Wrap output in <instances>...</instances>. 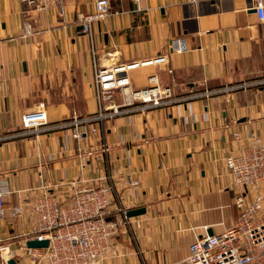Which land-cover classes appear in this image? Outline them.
<instances>
[{
    "label": "crops",
    "instance_id": "1",
    "mask_svg": "<svg viewBox=\"0 0 264 264\" xmlns=\"http://www.w3.org/2000/svg\"><path fill=\"white\" fill-rule=\"evenodd\" d=\"M108 1L111 14L93 26L101 64L112 63L107 53L114 54L112 65L166 57L165 63L130 70L131 89L146 88L155 77L187 96L264 77V19L253 9L256 0H140V12H133L132 0ZM95 2L64 0L61 14L51 4L37 10L0 0V137L19 133L22 114L40 102L50 124L96 113L90 39L77 25V15L94 11ZM173 40L181 41V52L169 48ZM105 127L107 164L98 151L96 159L79 156L95 150L99 137L77 142L68 130L0 143L6 205L23 208L14 221L9 214L0 218V243L18 250L22 234L34 228L31 205L44 193L41 187L66 201L70 183L83 187L107 175L127 211L145 213L131 218L130 232L120 227L116 256L102 264L185 260L197 237L220 235L237 218L234 203L242 189L224 159L238 147L233 131L241 138L264 135V89L121 116ZM19 253L14 264H31Z\"/></svg>",
    "mask_w": 264,
    "mask_h": 264
},
{
    "label": "built area",
    "instance_id": "2",
    "mask_svg": "<svg viewBox=\"0 0 264 264\" xmlns=\"http://www.w3.org/2000/svg\"><path fill=\"white\" fill-rule=\"evenodd\" d=\"M22 3L34 5L37 10H44L47 4L58 7L63 14L64 0H20ZM135 4L133 12H140V0H132ZM195 4L198 0H188ZM253 9L262 21L264 19V0H256ZM117 12H115L116 14ZM111 14L108 0H96L94 11L77 15L80 32L90 39L91 65L93 77L91 88L97 101V111L83 118H73L57 124H50L46 119L45 104L40 102L34 110L22 114L21 131L10 136L0 137V143L8 139L37 136L57 130H68L73 140L83 142L89 137H99L97 148L86 151L80 158L96 159L95 152L108 160V146L104 143L105 125L109 120L121 116L147 113L152 110L170 108L193 100H210L246 91L249 88L264 89V77L248 82L236 83L223 88L179 96L172 87L158 84L155 77L149 79V85L143 89H131L128 72L141 66L166 62L165 56L153 59L133 61L128 64L112 63L114 54L107 53L105 58L112 62L103 65L97 58L96 48L92 41L93 26L96 22ZM26 33L30 25L24 26ZM177 53L182 50L180 40L169 44ZM119 100V101H118ZM238 143L236 151L224 159L225 167L234 181L242 189L235 198L238 210L237 218L232 225L220 235H202L189 246V256L177 264H264V135L250 133L240 137L239 131L231 133ZM245 142V143H244ZM85 168V164H81ZM76 182V181H75ZM70 183V196L66 201L50 193L49 187H41V193L31 205V213L35 224L30 231L23 233V240L18 250L10 249L0 243V260H14L23 255L31 259V264H102L115 255L117 235L130 232L131 218L127 217V209L118 194L114 182L106 175L91 180L83 187ZM132 188L137 182L127 181ZM9 194L6 183L0 180V218L9 214L16 220L23 208H8L5 197ZM250 195V197L248 196ZM48 241L46 248L31 249L29 241ZM116 256V255H115Z\"/></svg>",
    "mask_w": 264,
    "mask_h": 264
},
{
    "label": "water",
    "instance_id": "3",
    "mask_svg": "<svg viewBox=\"0 0 264 264\" xmlns=\"http://www.w3.org/2000/svg\"><path fill=\"white\" fill-rule=\"evenodd\" d=\"M78 30H81V28L79 27ZM145 213V209L144 208H137V209H132L127 211V217L128 218H134V217H138L141 216ZM48 246V241L44 240V241H29L27 242V247L31 248V249H39V248H46ZM8 264H14L13 260H10L8 262Z\"/></svg>",
    "mask_w": 264,
    "mask_h": 264
},
{
    "label": "rangeland",
    "instance_id": "4",
    "mask_svg": "<svg viewBox=\"0 0 264 264\" xmlns=\"http://www.w3.org/2000/svg\"><path fill=\"white\" fill-rule=\"evenodd\" d=\"M138 114H144V113H138Z\"/></svg>",
    "mask_w": 264,
    "mask_h": 264
}]
</instances>
